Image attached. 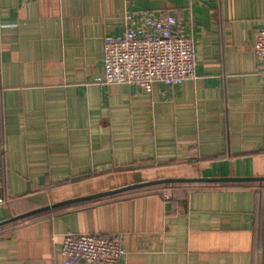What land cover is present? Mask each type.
Masks as SVG:
<instances>
[{
    "label": "crops",
    "instance_id": "crops-1",
    "mask_svg": "<svg viewBox=\"0 0 264 264\" xmlns=\"http://www.w3.org/2000/svg\"><path fill=\"white\" fill-rule=\"evenodd\" d=\"M174 15L196 78L103 85L128 12ZM264 0H0V223L165 178L264 177ZM67 233L122 237L121 264H264V182L175 183L0 226V264H65Z\"/></svg>",
    "mask_w": 264,
    "mask_h": 264
},
{
    "label": "built area",
    "instance_id": "built-area-1",
    "mask_svg": "<svg viewBox=\"0 0 264 264\" xmlns=\"http://www.w3.org/2000/svg\"><path fill=\"white\" fill-rule=\"evenodd\" d=\"M255 49L264 77V20L255 34ZM197 52L194 39L182 31L174 15L128 12L125 31L105 38L103 85L130 84L151 92L155 82L180 86L196 78ZM61 252L65 264H121L127 256L120 236L65 234Z\"/></svg>",
    "mask_w": 264,
    "mask_h": 264
},
{
    "label": "water",
    "instance_id": "water-1",
    "mask_svg": "<svg viewBox=\"0 0 264 264\" xmlns=\"http://www.w3.org/2000/svg\"><path fill=\"white\" fill-rule=\"evenodd\" d=\"M248 181H260L264 182V177H253V178H165V179H157L153 181H146V182H141V183H136L132 185H128L122 188H118L115 190H111L108 192H103L99 194H94V195H89V196H84V197H79V198H74L71 200L59 202L50 206L42 207L27 213H24L22 215H19L17 217H13L10 220L0 223V226L6 223L10 222H15L18 220L26 219L31 216L38 215L40 213H43L45 211H49L52 209H57L60 207L80 203V202H85V201H91V200H98V199H103L107 197H112L124 192L132 191V190H137V189H142V188H147L155 185H162V184H175V183H220V182H248Z\"/></svg>",
    "mask_w": 264,
    "mask_h": 264
},
{
    "label": "trees",
    "instance_id": "trees-1",
    "mask_svg": "<svg viewBox=\"0 0 264 264\" xmlns=\"http://www.w3.org/2000/svg\"><path fill=\"white\" fill-rule=\"evenodd\" d=\"M183 184H190V183H183ZM165 185H171V184H162V185H155V186H165ZM152 187H154V186H152ZM92 201V200H91ZM85 202H88V201H85ZM80 203H82V202H80ZM72 205H74V204H72ZM69 206V205H68ZM68 206H64V207H68ZM60 208H62V207H60ZM59 208V209H60ZM58 209V208H57ZM36 216V215H35ZM35 216H31V217H29V218H33V217H35ZM27 219V218H26ZM18 221H21V220H18Z\"/></svg>",
    "mask_w": 264,
    "mask_h": 264
}]
</instances>
